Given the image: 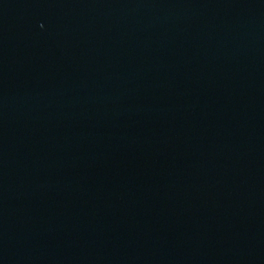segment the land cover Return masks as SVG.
Masks as SVG:
<instances>
[{
    "label": "water",
    "instance_id": "water-1",
    "mask_svg": "<svg viewBox=\"0 0 264 264\" xmlns=\"http://www.w3.org/2000/svg\"><path fill=\"white\" fill-rule=\"evenodd\" d=\"M0 264H264V0H0Z\"/></svg>",
    "mask_w": 264,
    "mask_h": 264
}]
</instances>
